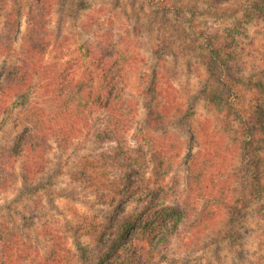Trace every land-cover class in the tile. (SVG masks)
I'll return each mask as SVG.
<instances>
[{
    "label": "trees",
    "instance_id": "trees-1",
    "mask_svg": "<svg viewBox=\"0 0 264 264\" xmlns=\"http://www.w3.org/2000/svg\"><path fill=\"white\" fill-rule=\"evenodd\" d=\"M6 1L0 0V193L17 183L23 185L22 193L36 192L41 182H34L47 172L49 156L56 148L65 150L83 143L81 147L89 149L87 144L96 142L95 150L83 155L92 158L94 165L81 164L69 174V182L82 189L96 187L104 200L114 201L117 195L121 198L118 203L126 204L124 197L132 194L142 206L136 212L104 209V219L84 217L77 234L83 239L90 237L100 253L92 262L91 248L76 242L83 251L79 264H172L161 251L191 210L172 202L174 197L179 200L180 192L169 193L167 176L176 168L183 169L187 195L182 203L187 205L192 194L211 193L221 180H229L236 172L233 159L227 158L218 140L208 133L205 122L198 126L190 123L194 105L181 107L160 60L147 69L146 81L138 73L143 82L137 91H129L126 68L106 61L111 54L100 53L87 62L90 50L85 46L75 58L63 59V51L57 59L47 58L54 45H50V32L45 28V0H33L23 31L15 29L18 11ZM206 46L210 62L224 61L215 44ZM261 65V79L246 82L253 93L252 107L244 108L237 92L233 96L240 107L231 100L221 105L227 110L234 108L239 120L234 145L254 193L264 190V60ZM229 94H233L231 89ZM215 98H219L217 94L208 97L207 103L218 105ZM105 175L108 179L102 180ZM237 212L233 215L231 211L230 223ZM208 222L216 223L214 215L200 214L188 229L206 230ZM42 226L46 229L41 234H46L50 243L45 254L27 244L29 235L23 238L0 222V252L5 253L2 263L8 255L12 263L75 264L76 256L70 254L62 235L47 222ZM218 233L214 240L232 236L230 228Z\"/></svg>",
    "mask_w": 264,
    "mask_h": 264
},
{
    "label": "rangeland",
    "instance_id": "rangeland-1",
    "mask_svg": "<svg viewBox=\"0 0 264 264\" xmlns=\"http://www.w3.org/2000/svg\"><path fill=\"white\" fill-rule=\"evenodd\" d=\"M45 1V28L50 32V45H54L48 59H57L61 51L65 54L63 59L78 57L85 46L90 50L87 62L94 61L100 53L111 54L106 61H114L127 69L129 91H137L140 83L147 80V69L154 60H160V68L167 71L181 107H187L188 103L194 105L196 112L190 117V123L198 126L205 122L208 133L218 140L227 158L233 159L231 163L236 172H232L230 179L221 180L211 193L203 190L198 197L192 194L187 198V205L182 203L187 195L183 169L176 168L167 176L169 193L180 192L179 200L174 201V197L172 202L190 209L191 215L180 222L171 234L170 244L161 253L172 264H264V190L252 191L246 165L237 159L239 150L234 145L238 142L239 120L234 108L227 110L221 106L231 100L240 107L237 96H233L235 92L239 93L244 108L250 109L254 103L246 82L262 77L259 72L264 60V0ZM32 2L6 1L18 11L15 29L23 31L26 27ZM37 8L40 9L38 5ZM208 42L217 46L223 62H210ZM138 73L143 81L137 78ZM214 94L220 99L215 98L218 105L211 106L207 100ZM95 144L89 142V149L81 147L83 143L71 144L65 150L56 148L49 156L47 172L34 182H41L36 192L22 193L23 185L17 183L0 193V222L5 223L7 230H16L23 238L29 235L27 244L45 254L50 243L41 231L46 229L43 222H47V226L55 227L62 235L70 254L76 256L75 264L83 256L76 242L91 248L94 262L100 253L95 242L77 234V226L83 223L84 217L98 215L104 219L107 217L104 209L125 208L136 212L142 206L132 194L124 197L128 200L126 204L118 203L121 198L117 195L114 201L104 200L96 187L82 189L69 182V174L81 164L94 165L92 158L83 155L93 152ZM261 153L264 156V147ZM227 174L222 178L226 179ZM101 178L108 179L106 175ZM231 211L233 215L238 211L232 223ZM206 213L214 215L213 226L208 222L210 228L206 230L188 229L194 217ZM228 228L232 236L226 234L221 240H214L219 229ZM2 248L0 244V251ZM4 254L0 252V264ZM9 257L5 256L4 264H24L12 263Z\"/></svg>",
    "mask_w": 264,
    "mask_h": 264
}]
</instances>
